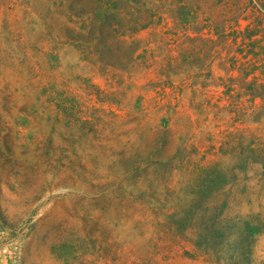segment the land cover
<instances>
[{"label":"rangeland","instance_id":"rangeland-1","mask_svg":"<svg viewBox=\"0 0 264 264\" xmlns=\"http://www.w3.org/2000/svg\"><path fill=\"white\" fill-rule=\"evenodd\" d=\"M98 5L0 0V227L25 264H264V161L243 153L264 151V110L180 74L159 86L177 55L163 24L125 71L96 63ZM213 163L204 207L227 228L204 254L168 222Z\"/></svg>","mask_w":264,"mask_h":264},{"label":"trees","instance_id":"trees-1","mask_svg":"<svg viewBox=\"0 0 264 264\" xmlns=\"http://www.w3.org/2000/svg\"><path fill=\"white\" fill-rule=\"evenodd\" d=\"M98 4L99 20L90 30L98 40L82 44L96 63L125 71L141 56L133 36L163 24L171 42L177 41V55L166 56L159 86L171 85L169 76L180 74L192 85L220 89L225 107L234 113L242 100L252 110H264V0H98ZM243 153L264 161V151L258 148H245ZM241 156L239 163L244 162ZM218 167L213 163L204 168L195 178L191 199L169 215L168 229L193 231L191 244L204 254L217 248L227 228L220 212L204 207V198L222 179Z\"/></svg>","mask_w":264,"mask_h":264},{"label":"built area","instance_id":"built-area-1","mask_svg":"<svg viewBox=\"0 0 264 264\" xmlns=\"http://www.w3.org/2000/svg\"><path fill=\"white\" fill-rule=\"evenodd\" d=\"M0 264H25L24 253L17 239L8 237L0 227Z\"/></svg>","mask_w":264,"mask_h":264}]
</instances>
